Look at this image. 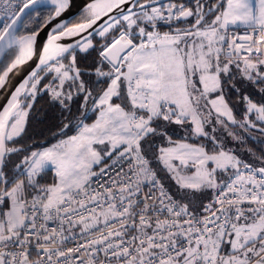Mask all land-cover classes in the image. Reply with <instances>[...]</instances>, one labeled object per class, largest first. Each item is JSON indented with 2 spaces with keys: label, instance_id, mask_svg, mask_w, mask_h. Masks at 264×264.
Listing matches in <instances>:
<instances>
[{
  "label": "snow or ice",
  "instance_id": "1",
  "mask_svg": "<svg viewBox=\"0 0 264 264\" xmlns=\"http://www.w3.org/2000/svg\"><path fill=\"white\" fill-rule=\"evenodd\" d=\"M47 2L0 0V52L19 51L12 68L34 54V36L18 33L25 16ZM51 3L59 16L65 0ZM87 7L86 22L60 34L78 35L101 21L96 35L106 42L93 65L95 85L81 79L71 45L53 44L56 36L39 57L37 67L53 61L48 70L60 81L52 92L68 113L61 130L75 134L65 131L66 139L17 165L27 166L29 183L48 166L60 178L30 207L22 201L24 181L5 170L6 157L18 151L8 142L23 131L19 88L0 113V183H14L4 193L12 208L0 218V264H264V153L245 160L216 134L219 126L242 141L232 126L264 125V0ZM77 46L94 48L87 37ZM65 53L72 56L67 66L60 63ZM31 75L35 82L21 87L36 92L42 78ZM230 92L243 105L239 119ZM76 98L82 103L73 113ZM89 110L92 123L85 122ZM173 125L185 130L180 139L170 134ZM95 176L108 178L93 188Z\"/></svg>",
  "mask_w": 264,
  "mask_h": 264
},
{
  "label": "trees",
  "instance_id": "2",
  "mask_svg": "<svg viewBox=\"0 0 264 264\" xmlns=\"http://www.w3.org/2000/svg\"><path fill=\"white\" fill-rule=\"evenodd\" d=\"M185 2H188V0H185ZM54 7L55 5L51 4L37 7L36 10L32 11L29 16L25 17L23 26L20 28L18 34H32L40 30L55 12L53 11ZM87 13L88 8L72 18L67 23V26L85 21L84 16L87 15ZM161 30H167L166 26L162 25ZM90 40H92L94 45L93 49H89L88 52H83L79 47H76L71 50V52L76 57V67H78L83 73L81 79L87 81L89 86L92 87L96 83L93 65L97 64L99 59L98 50L106 41L96 34ZM18 53V49L7 50L4 59L0 63V76ZM65 57L66 59L63 57L60 59V63H63L67 66L71 63L72 56L67 53L65 54ZM52 64L53 62L47 64L39 70L38 74L42 78L41 86H38L39 90L33 92L32 89L28 87L26 92L21 97V107H24L25 104L30 105V107L26 108L28 111L26 122L23 126V131L8 142L9 147L18 149V151L13 152L6 157V174L12 181H24V191L22 198H41L43 196L44 189L51 187L52 183L54 182L55 174L52 169H48L39 173L35 177L33 176L31 178L32 183H29L27 166L23 165L22 170V168L17 167V165H21L24 157L26 155L30 156L32 151L51 144H55L57 141L66 138L67 136L64 135L65 131L69 136L75 134L74 129H65L62 131L60 127L62 123H67L65 117L68 115V113L57 101L53 100L52 88L59 90L60 81L59 79H56L57 73L54 70H48ZM31 82L35 81L32 79ZM70 83V81H65L64 89L70 90L74 93L75 89H69L68 87ZM248 91L251 93V97L254 102L261 101V96L257 91L253 89H249ZM26 93L28 94L27 96L25 95ZM229 96L232 98L234 112L237 114V119H239L240 115L244 111L243 105L240 103L239 97L235 93L230 92ZM69 103L72 106L73 113H76L77 107L82 103V101H80L79 98H76ZM90 107L91 106L89 105V109ZM95 115L96 114L93 111L89 110L87 112L88 119L85 122L92 123L94 121ZM252 118L254 119V115ZM73 123H75V121ZM257 123L259 124V122ZM260 127H264V125H261ZM260 127L248 130H240L235 126H232L230 130L237 131L242 136V141H237L231 137H228L226 133L219 128V126H217L216 134L221 137V140L224 141L226 147L230 148L241 158L245 160H251L255 156H259L264 153V133L260 131ZM170 134L173 135L174 139H180L185 135V130L179 126L173 125L170 126ZM109 162L111 161H107V163ZM159 175L162 178L165 177V173L163 171H160ZM164 182L171 187V182L166 178ZM3 187H6V190H10L12 187H14V183H0V189ZM10 206L11 198L6 196L4 203L0 206V218L4 217V214L8 212Z\"/></svg>",
  "mask_w": 264,
  "mask_h": 264
},
{
  "label": "water",
  "instance_id": "3",
  "mask_svg": "<svg viewBox=\"0 0 264 264\" xmlns=\"http://www.w3.org/2000/svg\"><path fill=\"white\" fill-rule=\"evenodd\" d=\"M100 2H105V0H65V6L59 16H57L56 12H54L53 15L46 22V24L40 30L32 34H26L34 36V54L30 59H25V62L23 64H18L15 68H12V65L16 59L15 57L1 74L0 77H3L4 72H6L8 68H12V71L8 72V75L4 77V80L0 82V113H2L4 109L8 106V103L11 100V96L13 93L16 92L17 88L20 89V92L23 91L20 98L23 96L28 86L25 85L24 87H21V85L25 80H28L30 82L32 81L33 77L31 73L33 71H36L38 73L41 68L46 66L41 65L40 67H37V65L39 64V57L44 54L43 49L45 46L49 45V41L52 36L57 37V39L53 41V44L59 43L65 46L71 45V51L74 48L78 47V42L82 44L84 42L85 37L91 39L96 34V31L99 30L101 21H97V24L93 25L92 29H88L86 32H82L78 35H68L66 31L63 33V35H61L60 33L64 26L67 25V23L72 18L80 14L83 10L87 9L88 5L98 4ZM47 4L53 5L51 3V0H48L47 3L42 5ZM85 22L86 21H83L81 23ZM73 25H68L67 27H72ZM89 33H91V35H89ZM7 50L8 49H6L4 52H0V63L4 59ZM17 55H19V53ZM52 62L53 61H48V64ZM19 104L21 106V102H19Z\"/></svg>",
  "mask_w": 264,
  "mask_h": 264
},
{
  "label": "rangeland",
  "instance_id": "4",
  "mask_svg": "<svg viewBox=\"0 0 264 264\" xmlns=\"http://www.w3.org/2000/svg\"><path fill=\"white\" fill-rule=\"evenodd\" d=\"M58 66V65H57ZM33 91V90H32ZM21 99V98H20ZM19 102H21V105H22V101L21 100H19ZM21 110H22V112L25 114L24 115V121H23V126L25 125V122H26V118H27V109L25 108V107H21ZM73 135V134H72ZM67 138V137H66ZM66 138H64V139H66ZM62 140V139H61ZM60 141V140H59ZM59 141H57L56 143H58ZM53 144H51V145H48V146H45V147H43V148H38V149H36L35 151H43L45 148H48V147H51ZM96 148H97V150H102L103 148H104V146L103 145H96L95 146ZM103 154V153H102ZM107 162V161H106ZM102 164H103V162H102ZM102 164L101 165H97V166H94V168H93V171H96L98 168H100L101 166H102ZM48 169H52L53 171H54V174H55V178H54V182L52 183V185L51 186H53V185H55V184H57V183H59L60 182V178L56 175V170H55V168L53 167V166H48V167H46L44 170H42L41 172H44V171H46V170H48ZM40 172V173H41ZM35 177V176H34ZM2 189H6V187H3ZM12 189V188H11ZM11 189L10 190H6V191H11Z\"/></svg>",
  "mask_w": 264,
  "mask_h": 264
},
{
  "label": "built area",
  "instance_id": "5",
  "mask_svg": "<svg viewBox=\"0 0 264 264\" xmlns=\"http://www.w3.org/2000/svg\"><path fill=\"white\" fill-rule=\"evenodd\" d=\"M40 5H42V4H37L36 7L40 6ZM0 14H2V13H0ZM96 172H99V169ZM107 178H108L107 176H95V177H92V187L96 188L97 187V183H102ZM5 192H6V189H2V188L0 189V198H2V202H0V206L4 203V200L6 198V196L4 195ZM34 198H36V197L22 198V201L25 203L26 207H30L31 204L33 203ZM11 208H12V201H11V206H10L8 212L11 210Z\"/></svg>",
  "mask_w": 264,
  "mask_h": 264
},
{
  "label": "bare ground",
  "instance_id": "6",
  "mask_svg": "<svg viewBox=\"0 0 264 264\" xmlns=\"http://www.w3.org/2000/svg\"><path fill=\"white\" fill-rule=\"evenodd\" d=\"M103 3H104V2H100V3H98V4H99V5H102ZM22 92H23V91H21V92L17 95V100L20 99V96H21Z\"/></svg>",
  "mask_w": 264,
  "mask_h": 264
}]
</instances>
